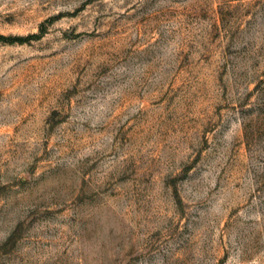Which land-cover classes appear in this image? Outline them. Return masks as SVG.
<instances>
[{"label": "rangeland", "instance_id": "obj_1", "mask_svg": "<svg viewBox=\"0 0 264 264\" xmlns=\"http://www.w3.org/2000/svg\"><path fill=\"white\" fill-rule=\"evenodd\" d=\"M0 264H264V0H0Z\"/></svg>", "mask_w": 264, "mask_h": 264}]
</instances>
